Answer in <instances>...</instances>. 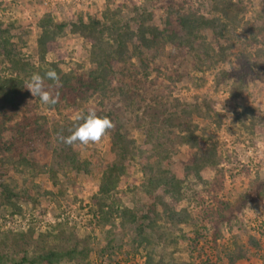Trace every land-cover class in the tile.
Here are the masks:
<instances>
[{"label":"rangeland","instance_id":"rangeland-1","mask_svg":"<svg viewBox=\"0 0 264 264\" xmlns=\"http://www.w3.org/2000/svg\"><path fill=\"white\" fill-rule=\"evenodd\" d=\"M112 1L113 7L123 6L122 22L127 21L132 26V17L144 9L152 14L148 23L159 26L171 9L170 18L175 28H178L175 26L178 14L190 8L199 7L201 13L209 17L219 14L212 12L209 0ZM106 4L107 0H0V27L7 29L11 42L33 62L37 60L34 51L39 21L44 14L50 13L55 23L66 25V33L58 37L59 53H49L47 61L64 59L62 70L76 77L73 79L76 91L63 98L59 96L56 105L46 106L29 92L30 104L12 120L5 121L0 159L6 155L3 150L6 143L12 142V146L9 145L12 161L26 156L44 171L32 173L27 168L19 173L0 160V172L7 171L14 179L11 182L4 177L11 186L16 184L20 189L25 185L36 199L20 201L21 212L14 215L0 205V256H34L50 249L76 246L92 249V264H142L145 252L133 250V238L135 229L146 225L149 219L126 224L117 219L109 228L100 229L89 210L103 173L114 164L118 172L124 169L119 176L116 196L125 195L124 203L131 206L134 201L144 208L143 214L160 219V227L154 230V264H160L161 260L188 259L190 240L179 239V243L173 245L165 237L169 233L178 236L181 231H190L191 226L180 224L177 228L168 222L164 203L172 205L170 194L164 192L162 183L147 187L150 175L156 174V168L153 166L151 171L147 165H154L159 159L158 149L167 155L162 160L163 167L177 178H184L190 147L180 138L182 130L167 125L166 120L170 113L176 112L177 105L193 102L198 97L208 100L221 114V126L209 123V132L219 142L220 153L231 156L228 161H221L216 167L208 166L201 172L203 181L209 185L198 182L193 175L184 180L186 196L192 197L196 192L202 200L190 197L173 206L176 210L187 208L193 215L195 229L201 236L198 247L212 250L216 257L222 256V252L231 247L234 235L245 242L247 235L253 234L262 241V252H254L237 264H264V136L256 146H247L230 131L235 113L247 107L259 112L264 121V0H237L238 8L230 10L236 20L232 19L222 36L214 37L211 29H204L190 50L166 44L158 57L147 61L146 69L142 67L144 62L136 57L114 64L104 92L99 86L92 91L77 85V78L87 77L95 66L89 60V44L79 34L71 32L70 24L79 18L85 21L100 18ZM147 58L150 59L151 54ZM0 73L9 75L7 70ZM27 81L25 78L24 91H28ZM88 109L101 115L113 111L112 117L122 119L119 130L121 145L127 152L125 157H120V147L113 145L117 127L114 120V127L97 143L69 146L58 141V133L67 135L72 115ZM34 116L42 118L43 128L49 131L50 137L43 141L32 137L13 140L17 124L22 123L24 117ZM150 127L154 128L151 139L147 135ZM58 264L78 262L64 260Z\"/></svg>","mask_w":264,"mask_h":264},{"label":"trees","instance_id":"trees-1","mask_svg":"<svg viewBox=\"0 0 264 264\" xmlns=\"http://www.w3.org/2000/svg\"><path fill=\"white\" fill-rule=\"evenodd\" d=\"M209 1L211 2L212 12L219 13L218 15L213 14L209 17L201 13L199 7L196 9L190 8L187 12L178 14L175 21V26L178 28H175L170 18L171 9L167 11L168 16L162 21V26L149 24L148 21L151 20L152 14L145 9L137 12V16L132 17L134 22V26H132L127 21L122 22L120 14L123 6L113 7V1L107 0L100 18H89L88 21L79 18L78 21L70 24L71 32L79 34L89 44V60L95 66L88 72L87 77L77 78V85L86 86L92 91H95L99 86L102 87L104 92L114 64H120L125 62L126 59L136 57L142 63L144 62L142 67L146 69L148 62L158 57L159 52L163 50L166 44H177L190 50L192 44L200 39L201 32L204 29H211L214 37L222 36L223 32L231 25L232 19L236 18V15L233 16L230 10L235 11L238 8L237 0ZM200 4H203V1H200ZM38 26L39 33L34 51L37 56L36 62H33L29 56L25 57L11 42L7 29L0 27V54L4 58H0V71L5 72L7 70L9 73V75L0 73V142L4 138L3 126L6 119L12 120L18 111L30 104L27 99L29 91H24L23 85L25 78L29 79L32 73L39 72L43 75L47 69H54L60 77L62 85L57 89L59 96L63 98L76 91V84H73L75 76L70 72H64L61 68V65L65 62L64 59L47 61L49 53H59L58 37L66 33V25L55 23L52 15L46 13L40 19ZM149 54H151L150 59L147 58ZM4 62H6L5 65ZM48 82L52 83L51 81ZM111 114L113 115V111L98 115L107 116L111 121L114 120L117 125L112 137L113 145L120 147L118 155L123 158L127 155V152L121 145L122 135L119 126L122 124V119L118 116L112 117ZM24 119L13 130L15 131L12 137L13 140H24V138L26 140L32 137L43 141L50 137L49 131L43 128L42 118L34 116L28 119L24 117ZM201 121L204 122L202 125L199 124ZM166 122L167 125L182 130L180 138L190 147L188 164L184 169V178H177L169 169L163 167L162 160H165L167 155L156 149V156L159 159L154 165H147V168L151 171L154 166L156 174L150 175L147 187L160 183L164 184V192L170 194L172 201V205L164 203L168 222L177 228L180 224L191 226L190 231H181L178 236L169 233L165 240L173 245L178 244L179 239L190 240L188 246L190 253L188 259H179L172 262L161 260L160 264H237L248 259L249 255L254 252L261 253L263 243L256 235L248 234L245 242L240 236L234 235L231 239V247L222 252V256L216 257L212 250L206 251L198 247L200 233L198 229H195L196 225L189 209L176 210L173 206L185 199L189 200L191 197L186 196L184 190L186 186L185 179L193 175L198 182L209 185V182L203 181L201 172L208 166L216 167L221 161L226 162L229 160L231 155L224 154V156L220 153L219 142L209 132L211 128L209 123H213L217 127L221 126V114L215 111L208 100H200L196 97L193 102L177 105L176 112L170 113ZM30 128L33 131H29ZM153 129V127H150L147 131L149 139L154 136ZM230 131L238 135L247 146H256L257 142L264 136L263 118L254 108H244L242 111L235 113ZM6 144L3 148L6 155L0 160L10 164L12 171L23 173L27 168L32 173L44 171L41 170L42 167L32 163L31 159L26 156H20L17 161H12L9 148L12 146V142ZM2 147L0 146V154L2 153ZM123 170L120 169L118 172V168L114 164L108 167V170L103 173L98 191L92 195L93 205L89 207V210L96 221V227L100 229L109 228L117 219L126 224L135 223L139 220L143 223L148 218L149 222L146 225L141 224L135 229L133 250L136 253L144 250L142 264H154L156 255L153 241L155 238L154 230L160 227L158 224L160 219L150 217L148 213L143 214L144 208L139 207L134 201H131V206L124 203L122 197L125 195L122 197L116 196L119 176L123 174ZM6 172H0V205L7 207L10 214L14 215L21 212V207L18 205L20 201H35L36 199L30 195L29 188L25 185L20 189H17L16 184L11 186L4 177L6 176L11 182H14V179H11V175ZM146 172L145 167L144 173ZM213 183L219 185L216 181ZM146 191L149 192V189L146 188ZM44 193L51 194L50 191ZM121 194L124 193L121 192ZM194 197L197 200H202L201 197H197L196 192L193 193L191 198ZM91 252L92 249L89 247L78 248L74 246L63 250L50 249L45 253H38L34 256L24 254L21 257L5 258L1 255L0 264H58L64 260H76L78 264H92L90 260Z\"/></svg>","mask_w":264,"mask_h":264},{"label":"clouds","instance_id":"clouds-1","mask_svg":"<svg viewBox=\"0 0 264 264\" xmlns=\"http://www.w3.org/2000/svg\"><path fill=\"white\" fill-rule=\"evenodd\" d=\"M51 81L52 83H47ZM60 77L54 69H47L43 75L39 72L31 74L26 83L28 91L33 97L46 106H54L59 99L57 89L61 87ZM227 99V98H226ZM114 127L107 116L98 115L93 109L76 111L71 118L67 135L63 132L57 134V139L65 145H88L99 142Z\"/></svg>","mask_w":264,"mask_h":264}]
</instances>
